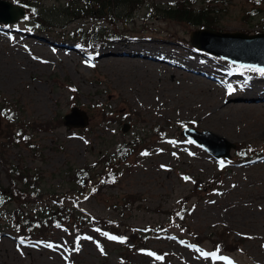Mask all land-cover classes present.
I'll list each match as a JSON object with an SVG mask.
<instances>
[{"label": "rangeland", "instance_id": "obj_1", "mask_svg": "<svg viewBox=\"0 0 264 264\" xmlns=\"http://www.w3.org/2000/svg\"><path fill=\"white\" fill-rule=\"evenodd\" d=\"M146 1L130 16L124 5L118 6L116 18L124 25L120 28L124 37L108 41L95 55L68 38L54 40L39 27L26 30L25 15L15 24H0V135L13 119L19 126L16 134L26 130L31 143L29 147H7L5 158L17 172L27 175L18 186L43 197V203L28 204L24 211L46 214L60 207L67 219L21 242L13 222L16 204L7 191L0 196V240L16 257L0 264H225L220 258L231 264H264V77L252 75L248 80L227 62L182 46L197 25L160 20L153 9V5L178 0ZM68 3L35 0L36 10L49 24L66 30L87 28L89 23L64 14ZM247 8L244 0H232L227 13L218 19V31L264 33V14L248 23L241 19ZM168 34L174 41L163 39ZM60 49L71 51L75 61ZM114 49H120L114 57H138L148 49L158 50L165 57L161 60L170 63L169 58L217 77L222 104L230 107L222 126L199 121L196 109H203L201 101L210 102L213 95L187 88L184 71L166 77L159 72L165 77L160 87L146 91L143 87L149 88L151 76L145 77L140 68L99 62L116 53ZM259 85L258 91L250 92L252 99L245 97L251 87ZM237 104L246 108L233 111ZM73 107L86 112V128L68 130L62 125L51 132L30 130L34 122L63 121ZM103 112L112 121H104ZM226 123L232 133L223 130ZM125 124L129 129L122 132ZM185 128L250 149H231L228 159L216 160L181 135ZM203 140L211 143L213 152L220 153L225 147L209 137ZM121 146L137 153L120 167L116 187L80 195L75 180L78 172L87 167L99 172L103 154L109 156ZM0 171V185L6 189L9 183L1 166ZM215 182V188H209ZM128 195H136L139 201L130 208H119L117 200ZM89 217L136 230L148 250L138 251L134 244L108 239L90 226ZM73 219L80 232L75 233ZM220 233L232 251L214 243ZM149 251L162 252L167 258L158 259ZM203 253L210 255L205 258Z\"/></svg>", "mask_w": 264, "mask_h": 264}, {"label": "trees", "instance_id": "obj_2", "mask_svg": "<svg viewBox=\"0 0 264 264\" xmlns=\"http://www.w3.org/2000/svg\"><path fill=\"white\" fill-rule=\"evenodd\" d=\"M231 1L201 0V2H198V0H178L165 6L153 5V9L157 14V18L163 21L172 20L177 23H187L192 26L197 25V29L219 30L217 26L218 19L227 13ZM68 2V5L63 9L64 14L71 17V20L77 19L89 23L87 28L80 27L66 30L64 26H53L36 10L35 0L14 1V3L19 4L26 11L25 21L30 24L26 30L30 31L34 30L35 27H39L42 32L52 36L54 40L62 41L64 38H68L78 47H83L88 53L94 55L108 41L118 38L117 36L124 37L122 31H120V28L124 27V25L120 26L116 18L118 6L124 5L126 16H130L147 4L146 0H68ZM244 4L248 8L242 12L241 19L243 21L248 23L254 17L264 14V0H244ZM151 31L156 33V30ZM163 39L174 41L170 34L166 35ZM182 46L188 47L187 44H182ZM232 68L248 80L252 78V75L264 77V72L258 70L245 69L238 66H232ZM76 93L77 91H73L74 97H77ZM102 117L104 121H112L111 116L107 112H103ZM50 122L45 124L34 122L29 128L33 133L51 132L63 125L62 120ZM17 128H19L17 123L13 119H10L6 122L3 133L0 135V166L9 183L6 189L0 185V196H4L7 191L10 192L9 198L16 204V210L13 212L15 234L21 242H27L33 236L44 234L55 222L62 224L67 219L64 216L65 212L62 213V208L60 207L56 209L57 211H48L46 214H42L39 211L31 212L23 210V207H26L28 204H39L43 203L44 200L41 195L30 193L27 189H21L18 186V181H23L27 175L17 172L14 167L8 164L5 158L7 147L18 144L29 147L31 144L26 135L27 131L20 128L21 133L16 134ZM246 149L250 148L246 145L236 146L237 152ZM251 150L253 151L254 149L251 148ZM134 152L136 150H133L131 147L127 149L121 146L109 156L103 154L101 159L102 168L99 172L95 171L92 167L81 169L75 178L76 183L80 187L79 194H98L102 190L114 189L117 185L120 167L125 165L130 157L136 155L137 152ZM216 184L217 182L212 185L210 184L209 188H215ZM138 201L139 198L136 195H128L118 199L116 203L119 208L127 209ZM1 204L2 202L0 201V206ZM71 217L73 218V215ZM88 221L90 222V226L98 231L116 237L123 242L134 244L133 248L138 251L148 250L136 230L121 229L120 225L115 221L103 218L89 217ZM71 223L74 226L75 233L80 232L76 219H73ZM214 243H217L218 246H222L224 249L226 245L227 251L233 250V247L227 243L223 233L219 234L218 241ZM149 253L158 259L167 258L165 254L159 251H149Z\"/></svg>", "mask_w": 264, "mask_h": 264}, {"label": "water", "instance_id": "obj_3", "mask_svg": "<svg viewBox=\"0 0 264 264\" xmlns=\"http://www.w3.org/2000/svg\"><path fill=\"white\" fill-rule=\"evenodd\" d=\"M23 8L8 1L0 0V23L3 25L14 24L24 16ZM188 44L208 54L219 57L233 65L250 67L264 71V33L247 35L241 32H218L213 30H197L190 33ZM89 123L86 112L78 107H73L69 114L63 117V124L68 130L84 129ZM129 125L123 126L126 132ZM182 136L194 141L213 158H229V151L236 145L209 132H198L191 128L182 131ZM204 137H209L222 142L225 147L220 153L213 152L211 143L205 142ZM213 140V141H214Z\"/></svg>", "mask_w": 264, "mask_h": 264}, {"label": "bare ground", "instance_id": "obj_4", "mask_svg": "<svg viewBox=\"0 0 264 264\" xmlns=\"http://www.w3.org/2000/svg\"><path fill=\"white\" fill-rule=\"evenodd\" d=\"M27 40V39H25ZM43 44V43H41ZM39 51L43 50V47L38 49ZM57 51H63L65 52L66 55L70 56L67 59L71 61H75V58L72 56V52L69 50H57ZM114 52L111 56L107 58H100L99 62L103 64H111L114 66H117L118 68L122 66H133V67H138V70H142L143 74L145 77L148 78V76H151L148 79V87H143L146 91L152 88L160 87V82L164 80V78L167 76L168 73L170 72H179V69L184 71L182 72L186 77V84L185 85L187 88L196 90V91H201L208 95L210 92L213 96L210 102H204L202 108L203 109H196L195 115L199 117V121H201L202 124H218L219 126L221 125V120L224 117V112L225 110L230 109V107L223 106L222 101L223 99L220 97V92L217 91V85L216 83L220 84L219 80L217 77H215L212 74H205L204 71L201 69H193L191 67H186V65H179L176 61L169 59L170 63H168L165 60H161L160 58L164 59L165 57L163 56V53L160 54L161 52L158 50H150L148 49L147 52H145L143 55H140L138 57H131L127 54H123V57H114V54H117L120 52V49H114ZM124 53V52H121ZM158 57V58H157ZM140 68V69H139ZM159 72L163 73L165 77H160ZM210 78L215 79V82H212ZM190 85L191 87H189ZM164 86V85H163ZM260 89L259 86L251 87L249 89V92L245 97L252 99V94L250 92L252 91H258ZM148 97V94H147ZM166 96H163V99H166ZM243 108H246L245 105L243 104H237L233 106V111H238L242 110ZM247 108H252V107H247ZM192 111H195V108H192ZM223 130L227 133H232V129L229 127V125L226 123L225 126H223ZM260 164V163H259ZM259 164L256 166H253V169H256L259 167ZM264 166V163L261 164ZM248 168V167H246ZM249 170V169H246ZM249 211V210H248ZM250 212V211H249ZM252 224H255V222H252ZM256 230H259V228H255ZM263 234V233H262ZM0 240V263H5L10 260H14L16 255L11 251L9 245H5L4 241ZM2 261V262H1Z\"/></svg>", "mask_w": 264, "mask_h": 264}, {"label": "snow or ice", "instance_id": "obj_5", "mask_svg": "<svg viewBox=\"0 0 264 264\" xmlns=\"http://www.w3.org/2000/svg\"><path fill=\"white\" fill-rule=\"evenodd\" d=\"M73 91H75V89H73ZM232 91V89L230 88L229 89V93ZM144 155H147V153H143ZM185 179H187V178H185ZM104 235H106V236H108V239H117L116 237H113V236H110V235H108V234H104ZM121 242H123L122 240H121ZM98 247H99V245H98ZM78 250V249H77ZM197 251H199L198 249H197ZM149 255H151V253H149ZM203 255L205 256V258H207L210 254H208V253H203ZM211 256H212V259L213 260H216L217 259V257H216V254H211ZM220 259H222L224 262H225V264H231V262L230 261H228L227 260V258H220Z\"/></svg>", "mask_w": 264, "mask_h": 264}]
</instances>
